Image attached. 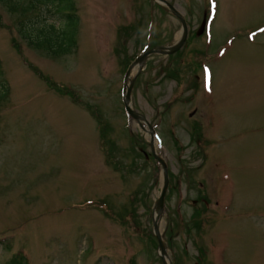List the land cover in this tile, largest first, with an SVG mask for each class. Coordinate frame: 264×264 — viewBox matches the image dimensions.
<instances>
[{"label":"rangeland","instance_id":"1","mask_svg":"<svg viewBox=\"0 0 264 264\" xmlns=\"http://www.w3.org/2000/svg\"><path fill=\"white\" fill-rule=\"evenodd\" d=\"M168 1L187 40L147 56L131 104L167 164L159 226L171 264H264V0ZM75 4L77 49L51 56L18 21L58 24L53 5L22 14L0 2V264H162V171L121 97L128 65L177 41L180 21L154 0Z\"/></svg>","mask_w":264,"mask_h":264},{"label":"trees","instance_id":"2","mask_svg":"<svg viewBox=\"0 0 264 264\" xmlns=\"http://www.w3.org/2000/svg\"><path fill=\"white\" fill-rule=\"evenodd\" d=\"M0 2L6 5L8 10L13 12L19 11L22 14H25L27 11L32 9L38 8L40 5L48 6V4H52L58 24H55L54 22H42L39 25H36L31 20L24 21L23 19H19L18 24L22 37L29 46L35 49H42L51 56L73 53L77 49L76 36L79 27V17L77 14L75 0H0ZM202 62L203 61H200L199 65H201ZM8 90L9 89L7 85H5V82L3 80L0 81V100L6 97ZM64 91H68L67 88L64 89ZM73 99L75 100V97ZM93 110L94 109H92V111ZM94 115L97 116V121L101 126L100 138L103 139L108 127L107 122L100 119L101 114L99 112H95ZM103 142L105 141L103 140ZM149 156L152 157L151 153H149ZM109 160L111 159L109 158ZM142 191L143 188L141 189V192ZM91 204H93L92 201H86L82 206L90 207ZM127 216H129L130 219L133 218L130 213L126 214V217ZM138 223L132 222L131 224L138 227ZM8 264L29 263L25 255L16 254L9 260Z\"/></svg>","mask_w":264,"mask_h":264},{"label":"water","instance_id":"3","mask_svg":"<svg viewBox=\"0 0 264 264\" xmlns=\"http://www.w3.org/2000/svg\"><path fill=\"white\" fill-rule=\"evenodd\" d=\"M156 3L160 4L165 10L169 11L172 15H174L181 24V34L179 39L170 45H159L155 46L150 49H146L142 51L139 55H137L134 60L128 65L124 77H123V86H122V103L126 112L132 117L134 120L137 121L139 127L145 130L143 122L147 124L149 128L148 134L150 135V152L152 157L157 161L159 164L162 177H163V184L160 190V193L153 204V212H152V233L157 241V254L162 262V264H171L170 257L168 255L165 241L163 239V233L160 231L159 221L164 211V200L165 194L168 187V168L166 161L164 158L156 151L154 146V131L150 126L149 122L146 120L144 115L140 112L136 111L131 104V91L133 87V83L137 74L142 70L143 64L147 56L151 54H164L169 55L178 51L185 43L187 38V24L184 16L180 13L176 7L171 4L168 0H154ZM136 69L134 75L130 76L132 69ZM143 121V122H142Z\"/></svg>","mask_w":264,"mask_h":264},{"label":"flooded vegetation","instance_id":"4","mask_svg":"<svg viewBox=\"0 0 264 264\" xmlns=\"http://www.w3.org/2000/svg\"><path fill=\"white\" fill-rule=\"evenodd\" d=\"M208 4H209V1H208ZM206 15H205V17H204V27L205 28H207V26L208 25H210V23L211 22H208V19H210L209 17H208V14H209V6H208V8H207V13H205ZM204 28V29H205Z\"/></svg>","mask_w":264,"mask_h":264}]
</instances>
